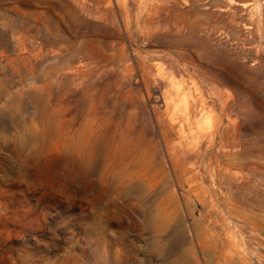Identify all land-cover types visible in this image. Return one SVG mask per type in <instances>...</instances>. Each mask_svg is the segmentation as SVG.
Masks as SVG:
<instances>
[{
  "label": "rangeland",
  "instance_id": "obj_1",
  "mask_svg": "<svg viewBox=\"0 0 264 264\" xmlns=\"http://www.w3.org/2000/svg\"><path fill=\"white\" fill-rule=\"evenodd\" d=\"M0 264H264V0H0Z\"/></svg>",
  "mask_w": 264,
  "mask_h": 264
},
{
  "label": "bare ground",
  "instance_id": "obj_2",
  "mask_svg": "<svg viewBox=\"0 0 264 264\" xmlns=\"http://www.w3.org/2000/svg\"><path fill=\"white\" fill-rule=\"evenodd\" d=\"M34 99H35V97H34ZM37 99V98H36ZM47 99V98H46ZM159 100V99H158ZM46 101V100H45ZM77 142V141H76Z\"/></svg>",
  "mask_w": 264,
  "mask_h": 264
}]
</instances>
